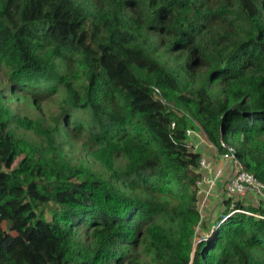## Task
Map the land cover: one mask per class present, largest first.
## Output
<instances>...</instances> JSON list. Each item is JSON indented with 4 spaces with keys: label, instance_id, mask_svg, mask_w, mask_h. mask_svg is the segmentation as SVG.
<instances>
[{
    "label": "trees",
    "instance_id": "16d2710c",
    "mask_svg": "<svg viewBox=\"0 0 264 264\" xmlns=\"http://www.w3.org/2000/svg\"><path fill=\"white\" fill-rule=\"evenodd\" d=\"M0 63L60 95L52 123L0 95V264H264V204L203 217L186 137L264 182V0H0ZM68 125L101 167L62 149Z\"/></svg>",
    "mask_w": 264,
    "mask_h": 264
},
{
    "label": "rangeland",
    "instance_id": "374dc122",
    "mask_svg": "<svg viewBox=\"0 0 264 264\" xmlns=\"http://www.w3.org/2000/svg\"><path fill=\"white\" fill-rule=\"evenodd\" d=\"M170 60L171 64L175 65L176 62L179 61V58L176 59V61H173V59ZM170 60L168 59V61ZM67 69L74 84L78 85L79 83H81L79 76H73L76 72V65L69 63L67 65ZM0 95H2V97L4 98V102L7 103L14 112L38 117L43 119L47 123H52L53 118L56 117L60 108V95L55 94V96H52V98L38 99L22 91L11 90L10 85L7 81V70L2 63H0ZM196 127V129L200 133H202L201 126H198L196 124ZM65 129L67 135L65 138L61 139V147L67 153V155L71 159L78 162H87L88 165H94L93 167L95 168H97L98 166L101 167L102 163L98 157V153L102 149V146H96L88 143L85 139L84 133L76 134L71 130L69 125ZM235 143L236 141L233 140V144ZM115 161L123 163V160L120 157H115ZM224 177H227V175H225ZM211 197H213L215 200L208 201L206 202L208 204L204 205L201 204L202 202L200 203L203 210L202 214L203 217L209 214L211 215V217L213 216L214 218H216L220 216L225 209V205L223 204V199L225 198L223 186L218 190L216 196L212 194ZM240 199L241 201H247L245 197H240ZM207 206L210 208V210ZM205 207L207 209H205ZM47 217L49 218L48 214ZM132 250L134 252H139V256L141 257V259H144V256L142 255L139 247H135ZM260 253L263 252L260 251Z\"/></svg>",
    "mask_w": 264,
    "mask_h": 264
},
{
    "label": "built area",
    "instance_id": "2783aa9c",
    "mask_svg": "<svg viewBox=\"0 0 264 264\" xmlns=\"http://www.w3.org/2000/svg\"><path fill=\"white\" fill-rule=\"evenodd\" d=\"M156 90L158 91V89ZM161 101L164 103V100ZM171 126H173V123L171 124ZM186 137L188 141L194 146V149L201 154L199 160V169L202 172L210 166L208 161L209 153H211L213 150H215L216 152L217 148L209 142L203 131L202 133H200L195 128H187ZM229 149L231 150L230 153H220L222 161H224L225 163L233 162L231 164L233 165V170H229L227 168V171L225 173L227 177H225L222 185L225 197L231 199H235V197L237 196L241 198L245 197L247 201H250L257 206H259L261 203L264 204V182L260 181L252 173L245 170L243 165L238 161V159H236V155L233 152L234 149L232 147H229ZM214 179L215 178H213L212 181L209 182V185L216 184L217 180ZM204 183H206V180L205 177L202 176L201 180L197 182L199 186L198 194L200 195V198L203 196V198L201 199V204L205 202L204 199L208 195V193L204 190ZM230 208L232 209L231 212L239 211L249 214L248 211L237 209L234 200L231 202ZM258 216L264 218V216Z\"/></svg>",
    "mask_w": 264,
    "mask_h": 264
},
{
    "label": "crops",
    "instance_id": "0c3cea01",
    "mask_svg": "<svg viewBox=\"0 0 264 264\" xmlns=\"http://www.w3.org/2000/svg\"><path fill=\"white\" fill-rule=\"evenodd\" d=\"M208 161H209L210 166L207 169H205L204 171H202V174L206 180V183H204V190H205V192L208 193L207 197L204 199L205 202L203 203V205L208 204V203H206L208 201H214L215 200L211 196H212V194L216 196L218 193V190L222 188L223 181L225 180L224 176H225V173L227 171V168L229 170H233L232 169L233 165H231L233 162L225 163L224 161H222L220 153H218L217 151L215 152L213 150L211 153H209ZM213 178H215L214 180H217L216 184L209 185V182L212 181ZM202 198H203V196L201 197V199ZM205 209H207V208L205 207ZM209 210H210V208H209Z\"/></svg>",
    "mask_w": 264,
    "mask_h": 264
}]
</instances>
